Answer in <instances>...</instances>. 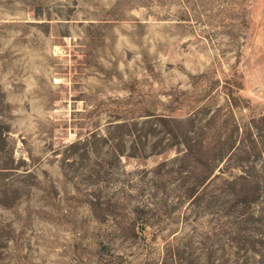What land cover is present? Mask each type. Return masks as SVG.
Returning a JSON list of instances; mask_svg holds the SVG:
<instances>
[{
    "label": "rangeland",
    "instance_id": "rangeland-1",
    "mask_svg": "<svg viewBox=\"0 0 264 264\" xmlns=\"http://www.w3.org/2000/svg\"><path fill=\"white\" fill-rule=\"evenodd\" d=\"M0 264H264V0H0Z\"/></svg>",
    "mask_w": 264,
    "mask_h": 264
}]
</instances>
